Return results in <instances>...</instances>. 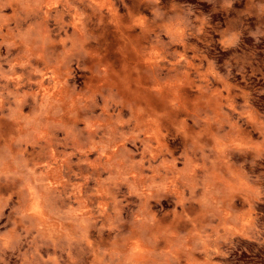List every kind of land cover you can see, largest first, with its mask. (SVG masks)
I'll return each instance as SVG.
<instances>
[{
	"label": "rangeland",
	"instance_id": "obj_1",
	"mask_svg": "<svg viewBox=\"0 0 264 264\" xmlns=\"http://www.w3.org/2000/svg\"><path fill=\"white\" fill-rule=\"evenodd\" d=\"M0 264H264V0H0Z\"/></svg>",
	"mask_w": 264,
	"mask_h": 264
}]
</instances>
